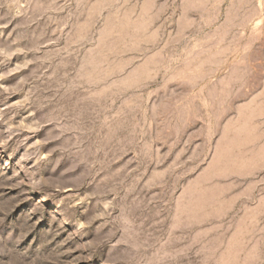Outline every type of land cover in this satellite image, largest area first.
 Instances as JSON below:
<instances>
[{
    "label": "rangeland",
    "instance_id": "374dc122",
    "mask_svg": "<svg viewBox=\"0 0 264 264\" xmlns=\"http://www.w3.org/2000/svg\"><path fill=\"white\" fill-rule=\"evenodd\" d=\"M0 264H264V0H0Z\"/></svg>",
    "mask_w": 264,
    "mask_h": 264
}]
</instances>
